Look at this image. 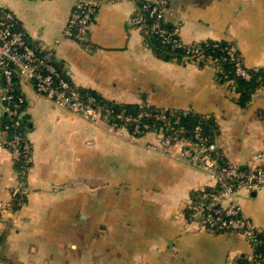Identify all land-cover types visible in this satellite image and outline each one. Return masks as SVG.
<instances>
[{
  "label": "crops",
  "instance_id": "obj_1",
  "mask_svg": "<svg viewBox=\"0 0 264 264\" xmlns=\"http://www.w3.org/2000/svg\"><path fill=\"white\" fill-rule=\"evenodd\" d=\"M78 0H0L33 46L51 49L69 79L107 100L214 116L216 147L230 165L264 160V87L246 109L213 65L166 62L130 24L136 0H96L98 15L84 41L65 35ZM166 21L184 44L235 42L247 68H264V0H168ZM32 164L27 202L14 211L11 154L0 149V264H235L252 245L235 233L188 219L191 194L216 186L211 174L163 149V135L117 133L39 95L22 81ZM5 115L0 102V119ZM8 136L0 131V143ZM152 147L156 148L153 149ZM244 216L264 231V189L241 188Z\"/></svg>",
  "mask_w": 264,
  "mask_h": 264
},
{
  "label": "built area",
  "instance_id": "obj_2",
  "mask_svg": "<svg viewBox=\"0 0 264 264\" xmlns=\"http://www.w3.org/2000/svg\"><path fill=\"white\" fill-rule=\"evenodd\" d=\"M141 10H137L129 18L131 25L145 29V16L141 11L155 19L151 31L159 34L164 41H174L176 47L184 43L181 39V27L176 25L167 32L162 27L166 21L168 0H139ZM100 3L96 0L77 1L67 26L65 35L77 41H84L98 15ZM19 20L6 8H0V102L4 104V111L10 117L9 123L0 119V131L8 136L7 141L0 143V149L6 148L11 154V163L14 167L15 185L12 187V199L19 194L26 196L25 182L32 164L33 147L29 139V132L22 131V117L26 114V100L23 95H16L14 78L31 83L39 95L52 99L59 106L64 107L90 121L105 120L111 129L117 133L125 130L116 122L110 123L103 116L102 109L94 106V99H84L83 95L70 79L62 75L56 65V58L51 49H38L28 42L26 33L18 28ZM235 49L230 51L232 60L237 62V73L249 79L250 75L240 60L234 57ZM200 59H198L199 61ZM25 108L23 109V107ZM131 118H126L130 121ZM139 133L138 127L134 134ZM195 143L180 140L176 136H163V149L175 144L183 146L182 156L190 162L199 165L209 172L220 185L214 204L219 205L208 213L201 214L199 207H195L200 224L208 231L228 229L244 237L250 244L256 241L254 223L243 215L236 196L241 188L251 191L264 189V160L262 154H257L254 161L247 166L249 170H240L241 166H232L224 172L218 171V164L212 152L214 145H208L207 138L203 136L201 128L195 131ZM153 149H156L152 147ZM237 181V182H236ZM22 200V199H21ZM19 205H24L22 201ZM7 206L0 202V209Z\"/></svg>",
  "mask_w": 264,
  "mask_h": 264
},
{
  "label": "trees",
  "instance_id": "obj_3",
  "mask_svg": "<svg viewBox=\"0 0 264 264\" xmlns=\"http://www.w3.org/2000/svg\"><path fill=\"white\" fill-rule=\"evenodd\" d=\"M80 1V0H78ZM137 10H141V2L136 0ZM145 16V29L143 33L150 48L154 54L161 60L166 62L177 63H196L201 68L213 65L217 69V79L221 84L228 83L230 88L238 94L237 103L242 109H246L254 94L264 87V68H247L244 60L235 42L221 40H205L192 44H183L181 47H176L174 41H164V38L159 34L151 31V26L155 23V19L150 17L147 12L141 11ZM162 27L170 32L174 26L167 22H162ZM18 28L24 33L22 23L19 21ZM27 36V34H26ZM28 42L32 47V42L28 38ZM235 49L234 57L242 62L246 71L250 75L247 79L243 75L237 73V62L232 60L230 51ZM198 59H200L198 61ZM56 65L61 71L62 75L69 79L63 65L56 60ZM15 94L22 95L21 81L14 78ZM80 93L84 99L93 98L94 106L102 109L103 116L107 118L110 123L116 122L120 127H124L130 134H134L137 127L139 133L136 137H141L146 133L154 132L163 136H176L180 140L195 143V131L197 127L201 128L202 134L207 138L208 145H214L215 149L212 152L214 159L218 164V171L224 172L229 170L233 165H230L222 155L221 151L216 147V140L220 134L218 122L214 116L201 115L193 111H181L172 109H163L156 106L143 104H125L116 103L102 97L97 92L79 88ZM25 106L23 107V109ZM27 108V107H26ZM126 118H131L126 121ZM4 123L10 122V117L5 114L2 117ZM22 131H29V122L26 114L21 119ZM240 170H249L247 166H241ZM237 182V181H236ZM220 185L214 187H205L192 192L191 204L186 209V216L192 219L196 216L195 207H199L201 214L208 213L211 209L219 207L214 204L215 197L218 195ZM22 199V200H21ZM27 202L25 195H17L12 199L11 209L14 211L20 210L22 205ZM214 233L230 234L231 231L215 230ZM253 253L251 256H241L235 264H264V231H256V241L251 243Z\"/></svg>",
  "mask_w": 264,
  "mask_h": 264
}]
</instances>
